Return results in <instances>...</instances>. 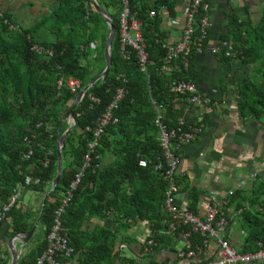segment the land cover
Masks as SVG:
<instances>
[{
	"label": "trees",
	"instance_id": "trees-1",
	"mask_svg": "<svg viewBox=\"0 0 264 264\" xmlns=\"http://www.w3.org/2000/svg\"><path fill=\"white\" fill-rule=\"evenodd\" d=\"M56 1L59 2L56 9L31 26L14 22L11 15L0 10V202L7 203L20 186L46 195L40 218L44 238L18 264H35L46 250L55 212L76 174L84 167L89 144L94 139L86 128L100 118L120 87L125 88L126 95L115 113L119 121L105 130L82 183L62 215L70 245L75 249L73 258L77 264H114L117 258L122 264H136V260L115 252V246L122 228L131 229L139 221L150 225L156 242L152 250L159 249L163 243L175 249L181 231L169 232L164 224L166 182L155 169L163 151L151 99L167 105L165 119L171 127L185 112L191 113L186 118L191 120L194 106L186 97L171 93L170 84L180 78L195 81L198 56L195 47L188 73L177 71L171 77L160 73L166 55L162 44L167 40L161 12L165 9L170 16H177L180 0H130L132 12L143 25L151 61L147 73L140 70L135 51L129 49L127 57L121 51L120 0H97L105 10L115 11L111 13L116 28L111 48L112 68L107 81H98L74 109L76 125L66 137L62 151L63 174L51 192L58 172V142L71 126L65 122L60 131L58 129L77 98L66 81L74 78L85 87L102 74L106 68L104 54L110 33L107 21L91 0ZM204 2L210 4L211 0ZM153 10L156 11L154 17L151 16ZM229 19L228 32L216 44L232 43L238 52L232 62L238 60L240 64L251 66L249 75L237 84V102L242 118H257L264 114V0L257 19L244 21L235 13ZM195 27L194 43L199 35L198 22ZM92 44L97 46L96 51L99 49L96 57H92ZM210 44L208 38L204 47ZM94 62H98V66H94ZM60 81L63 85L59 88ZM89 95L99 102H92ZM30 151L33 153L26 159L24 155ZM104 158H110V163L104 164ZM141 160L147 162V167L140 166ZM178 184L180 194L188 196L186 209L197 215L202 193L181 178ZM228 208H233L237 220L248 228L238 252H258L259 243L264 249V181L257 178L250 194L235 191ZM9 216L13 220V235L29 232L38 220L31 219L17 207ZM94 216L105 223L89 233L84 226ZM110 223L119 227L111 230ZM120 241L130 247L134 244L128 236ZM190 241L191 248L196 250L203 246L204 238L193 232ZM215 257L203 255L199 262L180 260L182 264H207ZM0 264L8 263L0 259Z\"/></svg>",
	"mask_w": 264,
	"mask_h": 264
},
{
	"label": "crops",
	"instance_id": "crops-1",
	"mask_svg": "<svg viewBox=\"0 0 264 264\" xmlns=\"http://www.w3.org/2000/svg\"><path fill=\"white\" fill-rule=\"evenodd\" d=\"M187 2L188 0L183 1L182 6L177 7V15H182ZM58 4L56 0H0V10L11 15L14 22L22 26H31L53 12ZM262 4L263 0H211L210 17L213 28L209 36L210 45L216 44L228 32L229 17L232 14L235 13L244 21L255 20ZM163 19V29L167 33V40L179 41L181 30L172 25L167 26L170 22L166 17ZM194 68L195 82L200 91L214 98L217 104L206 108L205 106L194 107L191 117L195 120H203L207 117L204 122L205 129L194 143L184 148L178 172L179 178L196 186L202 193L203 198L197 215L203 218L209 204L207 196L210 192L214 191L224 196L230 190H242L250 194L257 178L264 181V114L257 118L245 119L241 117L238 110L237 84L249 75L251 66L240 64L238 60L222 62L219 57L207 51L196 57ZM103 162L109 164L110 158H104ZM37 194L40 197L36 203L37 211L29 207L25 208L23 199V204L19 206L30 215L31 219L38 218V220L35 222V233L29 242L24 244L17 240L13 246V249L19 253L18 263L44 238L40 218L46 195L39 192ZM187 201L186 194H179L178 202L181 207L186 209ZM230 213L228 238L231 245L239 251L247 234L240 231L238 236L242 239L235 238L233 223L238 217L233 214V208ZM104 223L102 218L94 216L85 223L84 229L92 233L103 227ZM12 225L13 220L10 218L0 227V259L8 264L13 263L12 249L9 247L10 240L14 236ZM109 226L111 230L119 227L111 223ZM38 230L42 231L43 237L34 243ZM150 233V225L146 222L134 223L131 229L122 228L115 252H118L120 256L136 260V264H182L177 257L180 251L173 249L167 243L161 244L159 249L152 250L148 255L144 242ZM125 236L134 241L132 247L120 241ZM218 250L219 244L213 240L209 243L204 255L207 258L215 257ZM114 264L122 263L117 258Z\"/></svg>",
	"mask_w": 264,
	"mask_h": 264
},
{
	"label": "built area",
	"instance_id": "built-area-1",
	"mask_svg": "<svg viewBox=\"0 0 264 264\" xmlns=\"http://www.w3.org/2000/svg\"><path fill=\"white\" fill-rule=\"evenodd\" d=\"M120 2L122 5L120 12L121 51L126 53V57L129 49L135 51L140 70L147 73L151 61L143 37L142 22L138 19L136 13L132 12L130 0H120ZM209 11L210 4L205 3L204 0H188L182 10V15L175 17L170 16L169 12L163 9L161 12L162 17H166L170 25L181 30V37L177 42H169L168 40L163 42L162 45L166 50V55L163 60L164 64L160 69L162 75L171 77L177 71L188 73L191 63L190 55H192L194 47L198 55L209 51L212 55L220 59H230V62H232L233 58H237L238 52L233 49V44L230 42H222L209 45L206 48L204 47L205 41L209 38L210 31L213 28ZM0 16H2L1 13ZM151 16H156L155 10L151 12ZM197 22L199 24V35L194 43L193 38L196 34L195 25ZM92 49L96 51L97 46L92 44ZM62 85L63 81H60L59 88ZM66 86L72 93L77 94V96L83 90L81 81L74 78H69L66 81ZM170 92L177 96L186 97L188 103L194 107L205 106L206 108L217 104L214 98L207 93L201 92L196 82L192 79L180 78L173 81L170 84ZM125 95V88H118L112 102L104 113L93 126L86 128L87 132L93 133L94 139L89 144V152L85 156V165L76 174L70 187L66 191L65 197L62 199V205L56 210L54 224L47 235V248L37 258L35 264H77L73 258L75 249L70 245L68 229L63 226L62 215L66 206L72 200L74 192L82 183L85 170L90 166L95 150L99 146L100 139L105 133V130L109 125L118 123L119 119L115 113L125 98ZM89 98L94 103L99 102V99L92 95H89ZM151 103L156 113L154 124L158 129L159 142L163 151V156L158 160L155 169L166 182L163 202V210L166 214L164 224L169 232L181 231L180 239L186 243V250L178 252L177 257L183 260L190 259L199 262L201 257L207 252L209 243L214 240L218 242L219 250L216 257L207 264L264 263V249H262L261 243H259L261 250L258 252L240 253L231 245L228 238L231 219L230 208L228 206L230 197L235 193L234 190H230L224 196H220L214 191L210 192L207 196L209 204L203 218L181 207L178 202V196L180 194L178 171L183 159V149L194 143L201 136L205 125L204 123H200L201 120H195L192 117L190 121H187L188 111L183 114L175 126L171 127L165 119L167 105L153 98L151 99ZM68 124L72 126L74 123L72 120H69ZM32 153L30 151L24 157L28 159ZM147 165L146 161H140L141 167H147ZM27 183H30V179ZM24 189V186L18 187L7 203L0 202V227L10 220L9 214L13 208L22 205ZM236 214L239 215L240 212ZM193 232L199 233L204 238L203 246L198 247L196 250L191 248L190 239ZM144 244L146 246V253L151 252L156 246L152 233H150Z\"/></svg>",
	"mask_w": 264,
	"mask_h": 264
},
{
	"label": "water",
	"instance_id": "water-1",
	"mask_svg": "<svg viewBox=\"0 0 264 264\" xmlns=\"http://www.w3.org/2000/svg\"><path fill=\"white\" fill-rule=\"evenodd\" d=\"M93 3L94 8L96 9V11L98 13H100L105 20L107 21L109 27H110V33H109V37L107 39V43H106V48H105V60H106V68L105 70L102 72V74L97 77L94 81H92L90 84L86 85L85 87H83V90L81 91V93L77 96L74 105L69 109V111L66 113L65 117L62 120V124L59 127V131L61 126L63 125V123L65 122H69V120L73 121V125L71 127H69L67 129V131L60 137L59 142H58V172H57V176L55 178V180L53 181L52 184V190L51 192H53L56 187L59 184L60 178L63 174V148L65 145V139L68 136L69 132L75 128L76 125V119L74 117V109L79 106L82 101L84 100L85 96L88 94L89 90L91 88H93L98 81L102 80L103 82H106L110 72H111V68H112V56H111V48L113 45V42L116 38V28L114 26V22H113V18L112 16L108 13V11H106L104 8H102L97 0H91ZM36 228H32L29 232L27 233H19L14 235L9 243V247L12 249V254H13V263L12 264H17L18 263V259H19V253L13 249V246L15 244V242L17 240H20L22 243L27 244L29 242V240L32 238V236L35 233Z\"/></svg>",
	"mask_w": 264,
	"mask_h": 264
},
{
	"label": "rangeland",
	"instance_id": "rangeland-1",
	"mask_svg": "<svg viewBox=\"0 0 264 264\" xmlns=\"http://www.w3.org/2000/svg\"><path fill=\"white\" fill-rule=\"evenodd\" d=\"M183 1H185V0H180L179 1V4H180L179 6H182ZM108 11H109L108 13L110 15H111V13L112 14L115 13V11L112 8H110ZM167 26H170V24L167 23ZM53 37L54 36H51V39H53ZM98 46H100V45H98ZM98 51H99V49H98ZM98 51H95V50L92 51V55H93L92 57H96ZM93 64H94V66H98V62H94ZM23 193H24L23 194L24 195L23 196L24 207L25 208L29 207L31 210L37 211L36 203L40 199V197L37 194L38 192L36 193L31 188H26V189H24ZM19 208H21V207H19ZM242 224L243 223L241 221H239V220H237V221H235L233 223V232L235 233V238H241L242 239L241 236L240 237L238 236L240 231H243V232L248 231V228L247 227L244 228ZM42 237H43L42 231L38 230L33 242L37 243L40 239H42ZM185 246H186V243L183 240H179V241H177V243L175 245V248H176L177 251H182L185 248Z\"/></svg>",
	"mask_w": 264,
	"mask_h": 264
}]
</instances>
